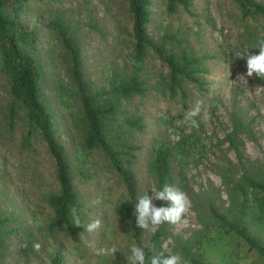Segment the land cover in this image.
I'll list each match as a JSON object with an SVG mask.
<instances>
[{"label":"rangeland","instance_id":"374dc122","mask_svg":"<svg viewBox=\"0 0 264 264\" xmlns=\"http://www.w3.org/2000/svg\"><path fill=\"white\" fill-rule=\"evenodd\" d=\"M148 10L146 32L152 40L158 42L170 33L178 41L165 42L167 53L186 48L201 56L199 65L204 70L195 76L202 86L184 78V97L178 89L171 94L166 85L168 67L152 48L142 61H134L128 0H35L22 12L26 28L39 30L37 53L45 68L42 96L71 168L82 223L99 219L101 226L92 233L80 226L76 238L62 225L51 226L55 212L48 196L58 190L54 160L38 136L29 149L22 147L23 126L18 121L8 128L0 110V217H10L0 227V264H50L54 255L61 256L63 264H111L130 255L135 244L133 231L115 210L126 200L119 173L101 149L82 144L81 104L73 93L63 50L48 27L56 15L63 17L80 47L83 75L92 89L107 87L115 71L128 75L135 66L146 79V92L122 100L123 112L108 131L111 141L138 145L128 166L135 173L140 195L152 194L148 165L160 140L174 143L185 134L197 136L189 155L172 157L171 185L187 193L190 212L182 223H167L159 247L167 244L188 261L190 256L203 255L208 264H264L239 235L220 227L207 210L213 204L232 214L242 199L233 188L241 173L264 177V79L255 73L248 77L246 55L240 58L249 47V53H259L254 46L264 40V19L258 15L243 19L233 0H191L189 10L177 5L174 11L167 10L165 0H151ZM2 81L0 76V100L4 99ZM197 101H202L201 113L192 119L198 127L185 116ZM234 116L244 122L236 134L239 154L226 139ZM126 119H137L140 126ZM246 224L247 232L264 243V224L249 216ZM141 231L147 244L152 233ZM35 243L41 244L39 251ZM99 248L116 251L97 255Z\"/></svg>","mask_w":264,"mask_h":264},{"label":"trees","instance_id":"16d2710c","mask_svg":"<svg viewBox=\"0 0 264 264\" xmlns=\"http://www.w3.org/2000/svg\"><path fill=\"white\" fill-rule=\"evenodd\" d=\"M35 0H0V76L4 90V99L0 100V110L4 123L13 128L20 121L23 126L21 146L29 149L32 139L40 137L52 156L55 163V177L58 190L49 194L48 203L55 212L51 226H63L67 233L76 238L79 227H74L70 209L77 208L81 222L83 216L79 211L78 196L73 184L71 168L65 155L64 147L58 140L53 126L52 114L48 104L43 100L41 83L44 79V62L37 53L39 30L36 27L26 28L21 20V14L26 7ZM239 6L243 19L258 15L264 19V4L259 0H233ZM166 8L174 11L177 5L189 10L191 0H165ZM151 0H128L129 11L132 17V38L134 61H142L147 49L152 48L154 53L168 67L166 85L171 94L176 89L184 97L187 95L183 87L184 78L193 80L201 85L195 73L203 71L201 56L193 51L181 48L178 53L165 50V42L169 39L178 41L170 33L163 34L159 41L152 40L146 32L148 21V7ZM51 31L62 48L66 59L68 74L74 85V95L81 104L82 144L88 148H99L109 160L113 169L119 173L124 185L126 200L115 207L120 220L133 231L134 243L144 249L147 258L161 251L160 239L167 230V223L160 226L155 234H151L149 242L145 244L141 239L142 231L136 225L134 206L140 196L139 185L135 173L128 166L136 157L138 145L129 141H111L108 137L110 124L118 119L123 112L122 100H129L134 95H142L148 86L146 79L138 72L135 66L130 74L123 75L115 71L107 87L92 89L83 75L81 66V51L70 35V30L63 17L56 15L48 23ZM204 57L207 54H203ZM127 123L140 126L137 119H126ZM244 127V122L238 116L233 117V126L226 134V139L237 154L240 153L237 141V132ZM194 134V133H191ZM182 135L174 143L165 139L160 140L149 161V171L153 177L154 188L161 189L164 184L171 185L174 180L172 172V157L180 153L189 155L191 145L197 144V136ZM196 142V143H195ZM203 148V146H201ZM183 160L179 161L180 175L183 176ZM233 188L242 195L239 207L229 212L218 210L213 204L207 207L209 216L220 227L234 232L253 250L263 258L264 243L247 232L246 217L249 220L264 224V177L257 178L249 173L242 172ZM251 193V194H249ZM251 196V197H250ZM156 206H169L166 201L155 200ZM10 220L9 216L0 217V227ZM0 242L2 240L0 239ZM156 247V248H155ZM190 264H208L203 255L190 256ZM50 264H63L59 255L50 259ZM111 264H127V259H116ZM150 264V260L148 261Z\"/></svg>","mask_w":264,"mask_h":264},{"label":"clouds","instance_id":"9594fccd","mask_svg":"<svg viewBox=\"0 0 264 264\" xmlns=\"http://www.w3.org/2000/svg\"><path fill=\"white\" fill-rule=\"evenodd\" d=\"M259 48L258 54L248 52L246 48L240 58L246 55V67L248 77L254 73L261 79H264V40L260 41L256 46ZM244 76V75H243ZM202 101H197L196 105L186 112L185 116L192 119L200 115ZM193 126L198 127L197 121L192 119ZM152 194L145 192L138 196V202L134 206V214L136 215V225L146 232L155 234L161 225L168 223L176 225L182 223L186 215L190 212L191 201L187 193L169 184H164L161 189L152 188ZM166 201L169 206H156L153 201ZM72 223L74 227L83 226L85 231L92 233L98 230L101 226V221L95 219L87 224L81 222L78 210L75 207L70 209ZM36 251L41 249L40 243L33 245ZM116 249H95L97 255H107L110 252L114 253ZM130 255H126L127 264H190L187 258L183 257L179 252H173L167 245L161 246V251L155 252L150 258L146 260V253L144 249L136 244L130 246Z\"/></svg>","mask_w":264,"mask_h":264}]
</instances>
